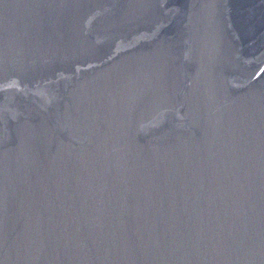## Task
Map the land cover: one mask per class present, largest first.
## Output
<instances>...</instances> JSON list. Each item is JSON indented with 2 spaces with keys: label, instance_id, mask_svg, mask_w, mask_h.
<instances>
[{
  "label": "water",
  "instance_id": "water-1",
  "mask_svg": "<svg viewBox=\"0 0 264 264\" xmlns=\"http://www.w3.org/2000/svg\"><path fill=\"white\" fill-rule=\"evenodd\" d=\"M0 264H264V0H0Z\"/></svg>",
  "mask_w": 264,
  "mask_h": 264
}]
</instances>
